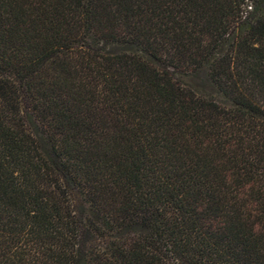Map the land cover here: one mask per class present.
Wrapping results in <instances>:
<instances>
[{
  "label": "trees",
  "instance_id": "obj_1",
  "mask_svg": "<svg viewBox=\"0 0 264 264\" xmlns=\"http://www.w3.org/2000/svg\"><path fill=\"white\" fill-rule=\"evenodd\" d=\"M0 264H264V0H0Z\"/></svg>",
  "mask_w": 264,
  "mask_h": 264
},
{
  "label": "rangeland",
  "instance_id": "obj_2",
  "mask_svg": "<svg viewBox=\"0 0 264 264\" xmlns=\"http://www.w3.org/2000/svg\"><path fill=\"white\" fill-rule=\"evenodd\" d=\"M113 51H117L116 48H112ZM184 81L190 85L195 91L203 95H209L217 100H221L220 95L217 93L215 87L209 81L206 73L201 71L193 76L183 77Z\"/></svg>",
  "mask_w": 264,
  "mask_h": 264
}]
</instances>
